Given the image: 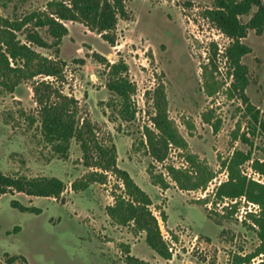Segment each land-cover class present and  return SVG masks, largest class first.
I'll list each match as a JSON object with an SVG mask.
<instances>
[{
    "label": "rangeland",
    "instance_id": "374dc122",
    "mask_svg": "<svg viewBox=\"0 0 264 264\" xmlns=\"http://www.w3.org/2000/svg\"><path fill=\"white\" fill-rule=\"evenodd\" d=\"M47 1L0 0V16L43 9ZM213 1L125 0L128 19L118 20L114 44L81 22L66 21L68 33L58 47L63 78L54 80V87L78 100L77 119L95 123L97 141L115 144L117 166L151 198L171 258L157 255L143 232L108 217L105 207L123 190L113 173H107L104 183L71 189V182L99 169L84 165L75 139L66 157L54 154L44 141L32 91L37 77L21 82L12 93L0 91V171L56 176L66 187L57 198L20 192L0 196V264H23V258L29 264H126L123 245L150 264H237L254 252L259 238L253 214L259 206L243 195L218 196L216 191L228 180V163L236 152L240 158L248 156L238 165L240 174L264 185V174L253 166L264 162V32L248 29L240 40L251 49L241 58L247 67L248 108L241 93L231 88L229 64L221 54L230 40L205 16ZM255 10L240 20L247 22ZM40 32L52 40L44 29ZM36 50L54 56L53 48ZM117 61L127 64L126 75L136 87L131 121L118 115V97L105 86L108 64ZM155 88L164 90L167 114L187 143L169 149L164 162L154 161L142 143V126L151 125ZM168 165L181 171L184 182L202 186L180 189ZM159 174L167 188L154 183ZM13 199L38 209L22 211L12 206Z\"/></svg>",
    "mask_w": 264,
    "mask_h": 264
},
{
    "label": "trees",
    "instance_id": "16d2710c",
    "mask_svg": "<svg viewBox=\"0 0 264 264\" xmlns=\"http://www.w3.org/2000/svg\"><path fill=\"white\" fill-rule=\"evenodd\" d=\"M125 0H49L44 8L26 11L20 15L0 16V91L12 93L23 81L35 80L32 85L33 96L38 105V121L44 141L50 145L54 154L66 157L71 140L75 139L80 147L84 165L92 170L85 180L71 182L72 190H83L91 182L104 183L107 173H113L121 181L123 190L113 195V202L105 207L106 214L117 225H131L135 231L144 233L145 243L160 257L168 260L171 253L165 243L158 219L150 206L152 201L147 192L130 176L128 171L117 166L116 146L113 142L103 144L97 141L95 123L81 117L77 119L79 103L73 96L61 93L54 87V80L63 78L64 61L58 58V47L63 36L68 33L66 21L83 23L88 29L97 32L110 44L115 42V29L119 19H128ZM247 22L240 16L251 13ZM207 19L229 40L221 54L229 64L232 76L231 88L241 93V99L248 108V98L244 90L248 83L247 67L241 62L242 56L251 51L241 42L248 29L257 34L264 32V0H214L205 10ZM44 29L52 38L49 42L41 34ZM23 35V39L19 37ZM36 47L53 48L54 56L42 55ZM128 66L124 61L108 64L106 88L118 97V115L124 121L135 118L136 110L132 105L135 84L127 77ZM50 77L52 80L45 78ZM167 101L162 88L153 90L154 111L149 117L151 125L142 126V143L150 157L157 162L167 159L172 147H186L185 139L180 135L167 114ZM257 121V112L253 116ZM30 122L35 118L30 117ZM264 128V120L260 121ZM145 142V143H144ZM248 156L240 158L236 152L228 163V180L217 188L218 196H245L259 206V212L253 214L257 226L259 244L254 252L240 258L237 264H252L251 259L264 254V185L254 180L246 181L238 170V165ZM254 168L264 174V162L256 161ZM171 177L180 189H194L201 183L181 180L182 174L173 166H166ZM155 184L167 188L168 183L159 174ZM65 183L56 176H18L0 171V196L5 193L20 192L29 196L59 197L65 190ZM14 207L22 211H34L38 208L27 207L11 200ZM166 220V214L161 211ZM126 264H150L148 261L130 253L129 245H123ZM13 258L9 259L12 262ZM23 264H29L23 258ZM253 264H264V256Z\"/></svg>",
    "mask_w": 264,
    "mask_h": 264
}]
</instances>
